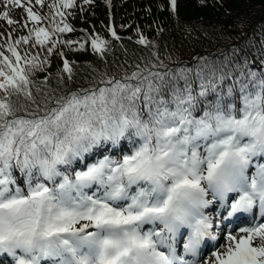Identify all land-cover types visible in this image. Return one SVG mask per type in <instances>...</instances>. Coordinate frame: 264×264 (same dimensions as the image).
Wrapping results in <instances>:
<instances>
[{"label": "snow or ice", "instance_id": "snow-or-ice-1", "mask_svg": "<svg viewBox=\"0 0 264 264\" xmlns=\"http://www.w3.org/2000/svg\"><path fill=\"white\" fill-rule=\"evenodd\" d=\"M76 7L0 0V260L264 264V63L232 51L176 69L139 34L146 57L76 86L65 49L110 51L96 33L65 38ZM238 214L248 225L229 230Z\"/></svg>", "mask_w": 264, "mask_h": 264}, {"label": "trees", "instance_id": "trees-1", "mask_svg": "<svg viewBox=\"0 0 264 264\" xmlns=\"http://www.w3.org/2000/svg\"><path fill=\"white\" fill-rule=\"evenodd\" d=\"M103 2L93 1L95 8L92 9L91 4L76 0L78 7L68 10L75 13L68 16L67 21L76 31L65 38L80 40L85 33L79 29H84L110 41L107 64L90 49L83 52L65 49L67 58L75 61L77 66L76 86L86 83L92 69L123 71L141 57H146L149 49L135 42L139 34L155 46L151 49L153 52H159L161 59L176 69L195 67L198 57L214 58L219 62L232 51L240 62L245 58L254 60V71L259 72L264 63L261 59L264 52L261 44L264 41V0H184L176 12L168 9L166 0H118L112 13L105 9ZM111 14L114 28L121 37L119 41L112 40L108 32V27L112 26ZM23 34L17 31L15 35ZM52 60L51 72L56 73L60 58L54 56ZM36 79H42V76L38 75ZM55 83L53 79V86Z\"/></svg>", "mask_w": 264, "mask_h": 264}, {"label": "rangeland", "instance_id": "rangeland-1", "mask_svg": "<svg viewBox=\"0 0 264 264\" xmlns=\"http://www.w3.org/2000/svg\"><path fill=\"white\" fill-rule=\"evenodd\" d=\"M93 1H95V0H93ZM166 1L168 2V9H171V7H170V0H166ZM183 1L184 0H177V8H178L179 3L181 4ZM117 3H118V0H111V7H109L108 0H104L103 5H104L105 9L109 10V12H110L111 9H112V12H113V10H114L113 7L114 6L116 7ZM91 5H92V9H94L95 8V5L93 3H91ZM0 10H2V9H0ZM45 11H47V9H45ZM11 14L13 15V19H20L21 16H22V14H23V10L22 9H13L11 11L10 15ZM111 19H112L111 20V25L113 27H116L115 26V22H114V17H113L112 14H111ZM16 27H18V26H16ZM3 28H5L6 31H10L11 30V29L7 30L6 28H8V26L4 22L0 21V32H4L3 31ZM115 30L117 32V29L116 28H115ZM117 34H118V32H117Z\"/></svg>", "mask_w": 264, "mask_h": 264}]
</instances>
